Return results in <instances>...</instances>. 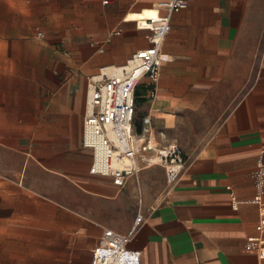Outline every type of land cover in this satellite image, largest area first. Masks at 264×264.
<instances>
[{"label":"crops","instance_id":"1","mask_svg":"<svg viewBox=\"0 0 264 264\" xmlns=\"http://www.w3.org/2000/svg\"><path fill=\"white\" fill-rule=\"evenodd\" d=\"M104 1L0 0V264H92L107 230L140 264H264V0H191L156 97L137 86V131L150 116L188 156L174 186L161 165L123 186L90 172V80L151 45L133 16L163 0Z\"/></svg>","mask_w":264,"mask_h":264},{"label":"built area","instance_id":"2","mask_svg":"<svg viewBox=\"0 0 264 264\" xmlns=\"http://www.w3.org/2000/svg\"><path fill=\"white\" fill-rule=\"evenodd\" d=\"M190 1L159 2L156 16L137 20V26L149 32L151 45L134 52L126 64L117 67L114 74L105 75L101 82L91 78L89 111L83 122V146L93 151L92 174L111 177L121 186L128 178L137 177L144 167L153 165L164 167L170 186L183 174L188 156L178 142L168 140L164 131L156 134L150 116L143 119L144 126L137 131L136 89L141 80L148 77L152 82L149 96L156 97L162 66L169 60L162 45L172 31V15L188 8ZM255 200L262 211L257 230L264 234V201L260 195ZM233 207L238 208V202L234 201ZM141 220L142 216L138 215L135 229ZM129 239L130 236L107 230V242L94 251L92 264H140L141 252L128 248ZM248 248L264 257V237H249Z\"/></svg>","mask_w":264,"mask_h":264},{"label":"bare ground","instance_id":"3","mask_svg":"<svg viewBox=\"0 0 264 264\" xmlns=\"http://www.w3.org/2000/svg\"><path fill=\"white\" fill-rule=\"evenodd\" d=\"M156 14H157V12L154 10H145L143 13H139V14H135L134 16H133V18L135 17V18H140V19H142V18H147V17H151V16H156Z\"/></svg>","mask_w":264,"mask_h":264},{"label":"trees","instance_id":"4","mask_svg":"<svg viewBox=\"0 0 264 264\" xmlns=\"http://www.w3.org/2000/svg\"><path fill=\"white\" fill-rule=\"evenodd\" d=\"M136 99H137V89H136Z\"/></svg>","mask_w":264,"mask_h":264}]
</instances>
